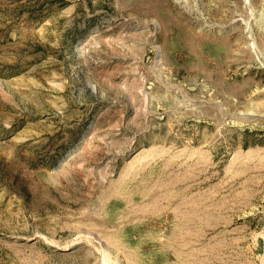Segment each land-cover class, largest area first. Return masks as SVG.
Wrapping results in <instances>:
<instances>
[{
  "label": "rangeland",
  "instance_id": "1",
  "mask_svg": "<svg viewBox=\"0 0 264 264\" xmlns=\"http://www.w3.org/2000/svg\"><path fill=\"white\" fill-rule=\"evenodd\" d=\"M0 264H264V0H0Z\"/></svg>",
  "mask_w": 264,
  "mask_h": 264
}]
</instances>
